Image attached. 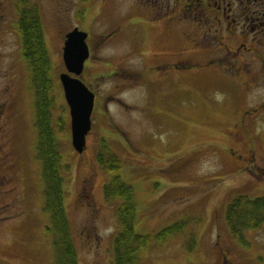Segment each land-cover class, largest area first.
I'll return each instance as SVG.
<instances>
[{
    "label": "rangeland",
    "instance_id": "obj_1",
    "mask_svg": "<svg viewBox=\"0 0 264 264\" xmlns=\"http://www.w3.org/2000/svg\"><path fill=\"white\" fill-rule=\"evenodd\" d=\"M213 1L227 8L225 14L184 15L185 0H0V264L55 261L54 233L47 230L51 223L44 211L35 94L18 28L23 10L35 8L52 65V116L58 125L65 122L57 134L78 263L112 264L120 201L104 193L114 173L103 164L116 159L123 180L135 187L138 233L154 237L177 223L184 227L165 243L152 242L139 264H220L224 256L232 264H264V228L246 232L245 245L231 237L224 221L236 197L264 195V178L233 175V160L223 154L233 138H251L264 166V81L249 90V79L234 76L229 67L241 68L242 59L256 56L246 49L238 57L228 52L242 42L264 55V25L259 26L264 0ZM248 8L257 9L258 21L245 22ZM76 28L87 32L92 53L82 80L97 95L81 154L72 146L60 83L65 37ZM195 41L201 48L191 49ZM182 47L193 63L216 67L185 77L170 74L157 87L147 72L155 62L151 54Z\"/></svg>",
    "mask_w": 264,
    "mask_h": 264
},
{
    "label": "trees",
    "instance_id": "obj_2",
    "mask_svg": "<svg viewBox=\"0 0 264 264\" xmlns=\"http://www.w3.org/2000/svg\"><path fill=\"white\" fill-rule=\"evenodd\" d=\"M18 28L23 42L24 58L30 70L31 83L35 91L37 152L42 165L44 211L48 213L51 223L47 230H52L54 233V264H79L65 210L66 190L62 171L67 167L63 164L57 134V130L61 132L65 129V122L59 120L58 125L52 116L56 105L55 85L51 75L52 65L45 41L44 27L36 8L23 10ZM99 159L101 163V156ZM103 165L108 172L114 173L111 182L105 185L104 193L107 198L120 201L117 209L120 231L113 241L112 264H139L143 250H146L152 242L165 243L172 236L179 235L184 227L177 223L159 231L154 237L139 234L136 217L139 205L135 199V187L123 180L120 174L121 166L116 159ZM224 219L231 237L247 245L245 233L264 228V195L254 198L250 194L236 197L228 204Z\"/></svg>",
    "mask_w": 264,
    "mask_h": 264
},
{
    "label": "flooded vegetation",
    "instance_id": "obj_3",
    "mask_svg": "<svg viewBox=\"0 0 264 264\" xmlns=\"http://www.w3.org/2000/svg\"><path fill=\"white\" fill-rule=\"evenodd\" d=\"M208 10H214L217 14L219 13L223 14L224 11H227V8H223L222 6H219L218 3L213 0H185V3H183V14L184 15L191 14L194 12H198V14L200 13L201 15L203 13L205 15ZM257 14H258L257 9L248 8L247 11H245V15H244L245 22L258 21L259 16H257ZM262 15L264 17V12L262 13ZM213 19L216 22H219V23L221 22L219 18L213 17ZM233 22L237 23V20L234 18ZM262 23L263 22L261 21L259 25L260 27L264 25ZM260 30L263 32V29H260ZM238 34L241 35L242 38H245L247 36L246 34H244L243 31L238 32ZM201 46H202V42L195 41L192 43L191 49L196 50V49L201 48ZM243 49H246V51H249V50L252 51L251 53L255 55L256 58L252 60L242 59L243 65L241 68H238V66H236V68H233V67H229V68L233 72L234 76L239 75L240 77L248 78L249 79L248 89L252 91L261 79L264 81V65H263L264 55L262 53L257 52L256 50H251L249 47H247L245 43H242V42L240 44H237L234 50L228 49V52L233 53L234 56L238 57V55H240L239 54L240 51L242 52ZM187 53H188L187 47H182V48H178L175 50H167V49L161 50V51L151 54L152 57L155 59V62L151 65L152 67H149L147 69V72L150 75L149 78L151 82L156 83L157 87H159L164 83L162 82V80L167 78L170 74L178 73V74H181L182 77H185V75L193 73V71H197L200 69H208V67H211V66L216 67L214 63L212 65V62H210L209 64H195L187 58ZM91 54L92 53L90 52L89 59L85 61L84 69H86L87 67L86 62H89L92 59ZM257 56H259V59H257ZM254 62H257L259 64V67L257 70H254L253 68H251ZM229 68L226 70H229ZM241 72H243V74H241ZM17 89L18 87L16 88V90ZM34 94H35V91H34ZM96 99H97V95L95 94V105L97 101ZM94 109H95V106H94ZM253 115L254 114L250 113L249 118H253L252 117ZM92 123H93V115H92ZM89 135L87 136V138L89 137ZM249 139L250 141L247 142L246 140H244L242 137H239V136H237L236 138H233L232 147H228L227 149L223 150V154H225V157L229 158V160L231 159L233 160V161L231 160L233 165L235 166V171L233 175H236V174L245 175L248 177L249 180L253 178L263 179L264 178V168H263L264 166L260 168L258 164L259 161L258 159L255 158V155L258 154L257 152H255V149H259L260 146L257 145L256 147H254L255 144L253 140H251V138ZM208 148L212 149V147H208ZM214 149L216 151L218 150L216 148ZM88 206L93 212L96 210L95 205L91 206L89 204ZM227 259L228 258L224 256V260L220 264H232L231 260L229 262L227 261Z\"/></svg>",
    "mask_w": 264,
    "mask_h": 264
},
{
    "label": "water",
    "instance_id": "obj_4",
    "mask_svg": "<svg viewBox=\"0 0 264 264\" xmlns=\"http://www.w3.org/2000/svg\"><path fill=\"white\" fill-rule=\"evenodd\" d=\"M87 37L86 32L77 28L67 34L63 49V61L67 73L60 76L70 111L72 145L79 154L87 147V136L92 128L91 116L95 105V94L80 79L85 61L90 56Z\"/></svg>",
    "mask_w": 264,
    "mask_h": 264
}]
</instances>
